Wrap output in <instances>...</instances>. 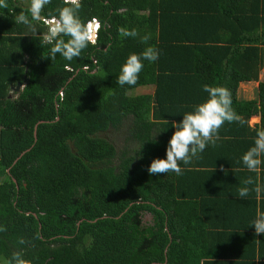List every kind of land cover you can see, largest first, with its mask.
Instances as JSON below:
<instances>
[{
	"label": "trees",
	"instance_id": "16d2710c",
	"mask_svg": "<svg viewBox=\"0 0 264 264\" xmlns=\"http://www.w3.org/2000/svg\"><path fill=\"white\" fill-rule=\"evenodd\" d=\"M5 2L0 258L21 252L31 264H264V234L255 232L254 213L241 216L247 202L239 201L251 200L258 179L264 189V162L257 172L242 162L264 130V81L253 98L236 94L263 63L264 0H82L81 19L100 26L95 44L71 61L59 53L50 59L44 41L46 21L58 18L63 0H51L38 21L30 0ZM21 13L29 25L16 22ZM121 28L139 36L122 37ZM146 34L147 44L140 39ZM149 46L159 58L143 61L135 85H118L128 56ZM204 85L227 87L243 123L226 121L214 145L188 165L179 162L181 175H150L153 159L166 158L172 122L208 98ZM116 131L124 135L118 144ZM248 177L250 197L217 192L216 181L244 187Z\"/></svg>",
	"mask_w": 264,
	"mask_h": 264
},
{
	"label": "clouds",
	"instance_id": "9594fccd",
	"mask_svg": "<svg viewBox=\"0 0 264 264\" xmlns=\"http://www.w3.org/2000/svg\"><path fill=\"white\" fill-rule=\"evenodd\" d=\"M51 0H30L28 9L32 20H40L41 13ZM64 6L59 8L57 19H48L55 21L50 25L44 41L51 46L49 58L55 59L59 53L64 59L71 61L79 57L81 52L88 45L95 44L96 33L99 23L92 22V19L84 22L80 17L82 0H63ZM0 7L7 8L5 0H0ZM47 20V21H48ZM46 21V23H47ZM17 23L29 25L30 21L27 15L21 13L16 18ZM47 25H49L47 23ZM122 37H137L139 33L136 29H120ZM63 37H67L64 39ZM141 42L147 44L149 35L140 37ZM159 58V51L154 47H147L140 54H130L126 62L122 65L120 74L116 82L123 87L124 85H135L139 78V73L144 68V60L155 62ZM203 91L208 93V98L194 106L193 111L183 115L179 122L173 121L172 125L176 129L171 136L167 149L166 158H155L151 162L147 171L150 175L167 174L174 172L181 175L183 169L180 161L188 165L193 157L199 152L204 151L206 146L215 144L219 139L218 131L227 121L229 123L240 121V117L232 108V94L225 86L204 85ZM243 123V121H240ZM264 156V130L257 132L254 139V145L251 146L243 155L242 162L250 172H257L262 164L261 157ZM226 171V170H225ZM245 186L238 189L240 198H246L249 195L250 188L247 185L253 184L252 177H248L242 182ZM255 191L259 193L261 188L257 186ZM256 234H264V213H258L253 221ZM5 229L0 228V231ZM23 243V241H21ZM7 264H31V261L24 258L21 252H14Z\"/></svg>",
	"mask_w": 264,
	"mask_h": 264
},
{
	"label": "crops",
	"instance_id": "0c3cea01",
	"mask_svg": "<svg viewBox=\"0 0 264 264\" xmlns=\"http://www.w3.org/2000/svg\"><path fill=\"white\" fill-rule=\"evenodd\" d=\"M258 121V120H257ZM264 178V176H263ZM216 184H218V189H217V192L221 195H227V196H232L233 198H235L236 196H239L238 195V191L236 190V188L238 189L239 187H242V185H239L237 184V186L234 185L233 187V184H232V181L231 179H227V180H221L220 183H218V181H216ZM256 186H260L261 188V184L259 185V179H258V182L256 183ZM264 186V184L262 185ZM262 190V188H261ZM252 195V194H251ZM250 197V195H248ZM217 199V198H215ZM252 199L254 200L255 202V206H254V203L252 201ZM264 199V189L263 191L257 193L256 191L254 192V195L251 196V200H239L240 203H246L244 205V207L240 208V214L241 216L244 214V213H254L255 216L257 217V214L258 213H264V204L262 203V200ZM254 207V209H253ZM246 214H244L245 216ZM246 219V218H245ZM264 237V236H263ZM261 239V238H260ZM261 244L264 246V240L260 243H258V245ZM261 252L263 253L264 255V247L262 248Z\"/></svg>",
	"mask_w": 264,
	"mask_h": 264
},
{
	"label": "rangeland",
	"instance_id": "374dc122",
	"mask_svg": "<svg viewBox=\"0 0 264 264\" xmlns=\"http://www.w3.org/2000/svg\"><path fill=\"white\" fill-rule=\"evenodd\" d=\"M259 81H264V47H263V63H262V66L259 70V73L257 75V79L254 81L239 83L238 87H237V91H236L237 96L243 97V98H253L255 95L254 90H255L257 83ZM142 91H144L143 87L132 90L130 92V94H135L138 92L140 93ZM257 120H258L257 116H255V115L251 116V118L249 120V124H253V123L257 122ZM123 137H124V135L122 134V132L120 133V131H116L115 133H113L111 139L113 142H115V144H118ZM145 218H144V220H145ZM0 264H7V262L4 259L0 258Z\"/></svg>",
	"mask_w": 264,
	"mask_h": 264
},
{
	"label": "water",
	"instance_id": "95a60500",
	"mask_svg": "<svg viewBox=\"0 0 264 264\" xmlns=\"http://www.w3.org/2000/svg\"><path fill=\"white\" fill-rule=\"evenodd\" d=\"M47 23L49 24V25H52L53 23H54V21H51V20H48L47 21ZM20 82H17L16 84H15V87L13 88V91H15V92H17L20 88ZM23 152H21L20 154H19V156L22 154Z\"/></svg>",
	"mask_w": 264,
	"mask_h": 264
},
{
	"label": "built area",
	"instance_id": "2783aa9c",
	"mask_svg": "<svg viewBox=\"0 0 264 264\" xmlns=\"http://www.w3.org/2000/svg\"><path fill=\"white\" fill-rule=\"evenodd\" d=\"M53 20V19H52ZM55 22V21H54ZM92 22H96V20L95 19H92ZM50 26V25H49Z\"/></svg>",
	"mask_w": 264,
	"mask_h": 264
}]
</instances>
